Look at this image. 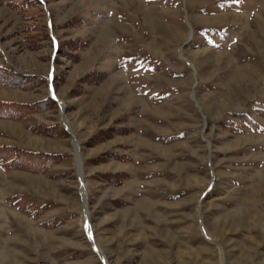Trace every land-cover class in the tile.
<instances>
[{
  "label": "rangeland",
  "instance_id": "rangeland-1",
  "mask_svg": "<svg viewBox=\"0 0 264 264\" xmlns=\"http://www.w3.org/2000/svg\"><path fill=\"white\" fill-rule=\"evenodd\" d=\"M21 1L0 65L45 80L0 98L44 107L54 68L66 110L0 116V145L36 152L0 163V264H104L63 119L109 264H264V0Z\"/></svg>",
  "mask_w": 264,
  "mask_h": 264
},
{
  "label": "trees",
  "instance_id": "trees-1",
  "mask_svg": "<svg viewBox=\"0 0 264 264\" xmlns=\"http://www.w3.org/2000/svg\"><path fill=\"white\" fill-rule=\"evenodd\" d=\"M27 1V2H26ZM22 0L21 4L22 7H28L29 4L32 2L36 3V4H40L39 0ZM14 5H16L15 3H13ZM18 11V9H17ZM20 11V9H19ZM47 27V26H46ZM44 38L46 39H51V37L49 36L48 33H45ZM82 43V41H81ZM80 44L79 46L76 47V49L80 48ZM103 76H105V73H97V72H92L90 77L92 79V82H94L93 80H98L99 78L102 79L104 78ZM58 76L54 77V85L57 84L58 82ZM37 80H42L44 81V78H39L36 75H32V74H28V73H19L15 70H11L8 69L6 67H3L0 65V84L3 85H9V86H13V87H25L28 86L30 84H32L33 82L38 83ZM81 83L83 84H90V82H88L87 78L83 79L81 81ZM16 85V86H15ZM82 90V89H81ZM81 92V91H80ZM83 92V91H82ZM46 103L45 105H57V102L54 101L53 99H51L50 97H47L46 99H44L43 103ZM40 104H42V102H40ZM40 106L36 107V104H31V103H24V102H18V101H8V100H3L0 98V110H2V113L0 112V116L2 117H8V118H14V119H21L33 112H37L40 111L42 109L45 108ZM26 107H36V108H32V109H25ZM263 115H264V111ZM241 116V115H240ZM242 117L245 119V121H248L251 124H255V126H257V123H254L252 121V119H250L249 117H247V115H242ZM44 128L48 130V134L50 135H54L55 134V126H42V125H33L30 127L31 131H36V132H45L44 129H40V128ZM108 131L107 130H100L93 138L90 139V141L88 142L91 145H95L101 141H103L104 139V134ZM18 150V151H17ZM22 151V152H21ZM25 155V154H36V152L33 151H26L23 149H19L17 147H13V146H3L0 145V163L1 165H3L4 167H21V168H25L24 162L22 161V157L21 155ZM107 157L101 155L99 157L93 158L92 161L94 162H102L104 160H106ZM36 168V165L33 166ZM39 168H45V164L44 165H40ZM113 175V173H112ZM111 180H113V182L115 181L116 183H121L123 180V175L115 173V175H113L111 178Z\"/></svg>",
  "mask_w": 264,
  "mask_h": 264
},
{
  "label": "water",
  "instance_id": "water-1",
  "mask_svg": "<svg viewBox=\"0 0 264 264\" xmlns=\"http://www.w3.org/2000/svg\"><path fill=\"white\" fill-rule=\"evenodd\" d=\"M41 1H42V2L44 3V5H45L44 0H41ZM45 9H46V11H47L48 14H49V10L46 8V6H45ZM49 26H50V28H51V26H52L51 18H50V17H49ZM50 35L53 37L54 40L56 39V37L53 35L52 32H51ZM55 42H56V40H55ZM53 73H54V68H52V70H51V77L49 78V97H50L51 99H53L54 101H56V102L59 104L60 109H61V113L64 115V114H65V110H66V106H65L64 102H63L60 98H58V97L56 96V92H55L54 85H53V78H52V77H53ZM63 120H64V124H65V129H66V130L70 133V135L73 137L74 147H75V146H76V145H75V142H79V140L77 139V137H76V135H75L73 129L70 127V125L68 124V122L66 121V119H63ZM78 149H79L78 157H79V159L81 160V162L83 163V160H82V157H81V154H80V147H79V145H78ZM75 155H76V152H75ZM76 156H77V155H76ZM78 157H76V160H77ZM77 167H78V162H77ZM78 171H79V169H78ZM82 175H83V174L80 173V171H79L80 193H81V196H82V199H83L82 192H85V193H86V185H85V179H84V177H82ZM83 194H84V193H83ZM83 204H84V213H83V215H84V218H85L86 229H87V231H88V234H89V237H90V239H91V241H92V244H93V246H94V249H95L96 252L100 255V257H101L103 263H104V264H109V263H108V260H107V258H106V256H105L104 253H103V251L101 250V248L99 247V245L96 243V241H95L94 238H93L92 229H91V224H90V219H89V209H88V206H85L84 201H83ZM87 205H88V204H87ZM89 227H90V229H89Z\"/></svg>",
  "mask_w": 264,
  "mask_h": 264
},
{
  "label": "bare ground",
  "instance_id": "bare-ground-1",
  "mask_svg": "<svg viewBox=\"0 0 264 264\" xmlns=\"http://www.w3.org/2000/svg\"><path fill=\"white\" fill-rule=\"evenodd\" d=\"M75 145H76L75 146V152H76V155H77L76 157H78V152H79L78 142H75ZM77 162H78V165H79V171H80V173L84 174V172H83V163L81 162V160L79 159V157L77 158ZM82 177H84V176L82 175ZM82 195L84 197L85 206H88L87 205V194L85 192H82Z\"/></svg>",
  "mask_w": 264,
  "mask_h": 264
}]
</instances>
